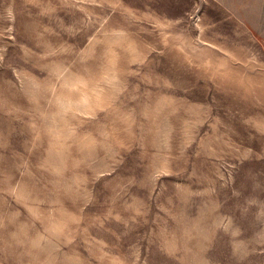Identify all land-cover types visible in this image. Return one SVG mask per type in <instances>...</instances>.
<instances>
[{
	"label": "rangeland",
	"instance_id": "1",
	"mask_svg": "<svg viewBox=\"0 0 264 264\" xmlns=\"http://www.w3.org/2000/svg\"><path fill=\"white\" fill-rule=\"evenodd\" d=\"M0 264H264V0H0Z\"/></svg>",
	"mask_w": 264,
	"mask_h": 264
}]
</instances>
